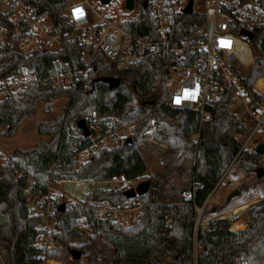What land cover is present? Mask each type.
I'll use <instances>...</instances> for the list:
<instances>
[{
  "label": "trees",
  "instance_id": "obj_1",
  "mask_svg": "<svg viewBox=\"0 0 264 264\" xmlns=\"http://www.w3.org/2000/svg\"><path fill=\"white\" fill-rule=\"evenodd\" d=\"M68 2L69 0L34 2L52 16L56 32L61 33L59 49L54 52H36L31 56L7 52L5 67L0 71V77H5L14 68L25 66L40 74L39 80L28 91L19 92L0 102V126H5L3 136H13L16 128L35 113L39 101H43V110L47 112L51 101L60 96L67 97L59 115L36 125L37 133L49 135L50 140L39 141L29 148L14 149L10 155L13 163L8 161L0 166V204H4L10 221V235L6 238L7 262L43 264V255L46 259L58 256L56 252L47 253L34 244L38 233L37 225L43 217L39 213L29 212L25 192L26 175L29 174L35 180L32 191L34 195L45 192L49 175L58 179L85 182L106 180L118 173L125 174L129 179H137L146 170L137 147L151 136L166 146V153L171 160L163 165L160 172L146 177L149 188L138 197L142 208L137 222L123 228L110 219L95 220L92 210L74 205L62 212L56 210L51 215L60 230L53 238L63 242L70 251L69 231L80 222L79 217L84 215V220L93 225L94 231L91 238L78 248L90 246L98 238L112 241L111 257L107 264H164L165 258H169L173 264H192L195 206L200 207L216 185L236 154L240 136L245 131V125L227 109V105L233 100L232 89L226 88L223 95L209 106L210 121L199 127L197 113L171 108L158 101L166 95L168 66L177 61V56L171 53L165 60L145 56L135 65L115 72L103 53L97 51L91 59L88 75L76 88H53L49 81L53 59H59L71 68L82 67L84 64L80 46L67 41L64 36L69 26L61 13ZM141 2L139 0V5ZM202 21L203 16L198 13L177 14L172 21L171 41L177 42L189 36L193 28ZM135 23V29L128 23L125 26L139 33L148 32L155 27L149 9L141 5ZM240 29L241 26H238L236 32ZM253 47L258 55L257 60L241 81L248 92L253 94L252 101L259 102L261 98L253 93L251 87L255 78L261 76L253 87L264 94V36L261 41L255 38ZM100 77H118L120 82L117 87L109 89L107 83L95 80ZM93 107L101 112L107 110L118 114L117 126L135 122V132L130 140L126 138L117 146L100 149L87 162L75 166L69 159L66 132L79 119H84ZM150 125H154L155 129L148 133ZM196 132L198 136L192 139L191 135ZM184 161H190V165L187 166V175L183 177L179 169L184 172ZM233 166L245 175L257 173L260 168L257 178L264 181V165L259 154H240ZM21 169L25 173L17 178ZM171 175L184 178L181 189L178 190L175 184L169 186V190L178 191L179 197L175 200L167 199L166 183ZM253 188V185L246 183L239 186L243 192ZM125 190V187L95 189L87 193V198L121 205L132 200L123 195ZM184 192L187 195H183ZM245 207L247 205L244 203L238 209ZM247 213V225L236 231L228 229L226 222L220 225V219L210 220L205 231L198 232L195 238L199 248L196 264H230L236 255L246 258L252 245L264 236V197L250 204ZM73 262L78 263L76 260ZM50 264L60 262L52 260Z\"/></svg>",
  "mask_w": 264,
  "mask_h": 264
},
{
  "label": "built area",
  "instance_id": "obj_2",
  "mask_svg": "<svg viewBox=\"0 0 264 264\" xmlns=\"http://www.w3.org/2000/svg\"><path fill=\"white\" fill-rule=\"evenodd\" d=\"M140 1L142 7L149 9L155 25L153 30L144 33L130 30L125 26V23H128L134 29L137 28L135 19L139 12V0H133L131 10L125 6L126 0H109L106 4H102L100 0H96L97 4L90 0H69L61 13L69 26L64 36L67 41L80 46V56L84 59V64L82 67L71 68L59 59H53L49 81L55 89L76 88L88 75L91 59L97 51L103 53L115 72L135 65L145 56L165 60L171 53L177 56V61L168 66L165 79L166 95L158 101L171 108L197 113L199 127L210 121L209 106L223 95L226 88L232 89V97L245 106L243 112L249 115L251 125L216 185L202 205L195 206L196 217L193 225L195 242L198 232H204L207 227L205 219L202 218L203 211L216 195L217 188L231 170L233 162L240 154L255 153L256 144L259 142L256 137L264 134V94L253 87L257 78L261 76L255 78L251 87L253 93L261 98L259 102L252 101L253 94L248 92L241 81L257 60L253 40L256 38L261 41L264 36V0ZM34 2L36 0H0V71L5 67L4 58L7 52L31 56L36 52H54L60 47L61 33L56 32L52 16ZM189 2L191 14L202 15L203 21L193 28L189 36L172 42L170 37L173 33V18L179 13H184L183 10ZM101 7L103 9L100 11ZM238 26L252 32L253 38L242 34L241 29L236 32ZM39 78L38 72L30 71L25 66L14 68L7 76L0 77V102L19 92L28 91ZM84 121L88 135L85 136L76 123L66 132L69 159L75 166L87 162L100 149L117 146L121 140L129 138L135 132V122L117 126L118 114L107 110L101 112L97 107L90 110ZM154 129L155 126L150 125L147 131L149 133ZM4 130L5 126H0V135ZM197 136L198 132L191 135V138L196 139ZM0 161L12 162L10 155L1 148ZM24 173L21 169L16 177L19 178ZM30 177L26 175L25 190L32 196L35 180ZM64 182L81 181L58 179L49 175L45 192L37 195L41 200L38 208L44 222L37 225L38 233L34 241L36 247L53 245L49 237L40 231L55 232L57 224L51 215L57 208L51 202L50 192L57 191L53 184L60 185ZM138 182V179H129L125 174L118 173L106 180L96 181V184L99 189L120 187L128 189L135 188ZM226 182L232 189L233 182L231 180ZM59 194L64 196L65 193L62 191ZM183 195L187 193L184 192ZM67 198L83 209L92 210L95 220L110 219L123 228L134 225L138 220V213L133 211L139 205L132 207L113 205L107 200L93 199L78 201L69 195ZM29 199L30 197H27V200ZM237 210L238 208L224 211L214 218L220 219V225L226 222L228 229L236 231L238 229H233V223L237 221ZM29 212L31 213L30 209ZM80 225L85 232L93 233L92 224L82 219ZM196 255L193 248L192 264H196ZM230 264H248V261L244 256L236 255Z\"/></svg>",
  "mask_w": 264,
  "mask_h": 264
},
{
  "label": "rangeland",
  "instance_id": "obj_3",
  "mask_svg": "<svg viewBox=\"0 0 264 264\" xmlns=\"http://www.w3.org/2000/svg\"><path fill=\"white\" fill-rule=\"evenodd\" d=\"M93 4H97L96 0H90ZM103 7L99 8L101 11ZM258 57V55H257ZM163 99V98H159ZM67 101V97L60 96L57 99L51 101L50 108L47 112H44L43 101H39L36 105L35 113L28 118H26L17 128L15 131V134L11 137H6L3 135H0V148L2 151L7 153V155H11V153L16 148H29L34 146L39 141L48 142L50 140L49 135L45 134H38L36 130V125L39 122L42 121H48L53 119L55 116L59 115L63 111V106L65 105ZM245 106L236 98H233L231 102L227 105V109L233 113L235 118L242 122L245 125V131L240 136V140L242 139L243 135L246 133L248 128L251 125L250 117L247 113H244ZM258 140H260L262 143H264V134L256 137ZM138 152L142 156L146 170L143 173L141 177H137L139 181L146 179L147 176L152 175L156 172H160L162 170L163 165L170 161L171 158L166 153V146L164 144L158 143L153 138L149 137L145 140V142L137 147ZM261 162L264 165V154L261 155ZM183 167H185V170L183 172L182 169H179V173L182 174L184 177L187 175L188 167L190 165V161H184ZM234 163V162H233ZM4 162L0 161V166H3ZM233 165V164H232ZM187 167V168H186ZM228 167V166H227ZM251 173L250 175H245L242 173L241 170L236 169L234 166H231V170H229L226 174V177L224 178V181L221 183V185L216 190V195L211 200L212 205L216 207V209L224 208L227 210H231L234 208L240 207V205L246 203L245 197L246 194H253L254 196L250 200H254V198L261 199L264 197V181L257 178L258 173ZM178 173V174H179ZM28 176H30L28 174ZM248 176V178H246ZM31 178V177H30ZM184 178H181L180 176H174L171 175L169 177V181L166 183V192L168 193V200H175L178 199L179 194L173 190H169V186L172 184L176 185V188L179 190L181 189L182 180ZM231 180L233 182V188L227 186L226 181ZM243 183H246L248 185H253L255 188L249 189L248 191H241L239 189V186ZM57 191L50 192L51 202H53L54 206L57 208L59 204L64 203L66 208L72 207L74 205L79 206L77 204H73L72 200L67 198V196H72L73 198L77 199L78 201H88L89 198H87L86 194L88 191H93L95 189H99L97 184H93L91 181L85 182H64L60 185L53 184ZM237 188L240 190V194L236 197H232L230 201H226L227 194L231 192L233 189ZM230 189V190H229ZM64 192V196L59 194V192ZM26 192V198L30 197L28 201L29 203V209L31 210V213L37 214L39 213L41 216L42 214L39 212L38 206L41 204V200L38 199L37 195H28V192ZM242 199V200H241ZM257 201V200H256ZM255 202V201H254ZM89 203V202H86ZM206 207L203 211L202 218L205 219L207 217V213L210 212V205ZM253 203V202H252ZM250 203V204H252ZM248 204L247 207L250 205ZM124 206H135L139 205L133 213H139L142 208V203L138 198H133L132 200H129L128 202L122 204ZM82 208L81 206H79ZM247 207L244 209H238L236 213V218L238 223H243L245 226L247 225L248 221V213H247ZM86 209V208H84ZM222 214V212L217 213ZM84 220V215H81L79 217L80 222L78 224L76 223L73 225L69 231V246L71 249H77L80 251V258L77 259V264H107L110 257H111V248H112V241H109L107 239H99L92 245H86L84 248H78L79 245H82L86 243L89 238L93 235V233L85 232L81 229V220ZM241 219H244L242 221ZM44 218H42V221L40 223L43 224ZM232 226V223L230 224ZM245 226L243 228H245ZM234 227V223H233ZM236 229V228H235ZM242 229V228H240ZM239 230V229H238ZM42 234H46L49 237V241L53 242V245L49 247H43V250L47 253H54L56 252L58 254L57 258H51L46 259L43 255L44 262L43 264H50V261L55 260L59 261L60 264H76L73 262L74 260L71 259V255L68 251V247L63 243L55 240L53 237L57 235L60 230L58 225H56L55 232L54 231H40ZM10 235V221L5 213V206L4 204H0V264H8L7 262V253H6V238ZM195 242H193V248H194ZM248 264H264V236L255 242L250 250L249 255L246 257ZM164 264H173L169 258L164 259Z\"/></svg>",
  "mask_w": 264,
  "mask_h": 264
},
{
  "label": "water",
  "instance_id": "obj_4",
  "mask_svg": "<svg viewBox=\"0 0 264 264\" xmlns=\"http://www.w3.org/2000/svg\"><path fill=\"white\" fill-rule=\"evenodd\" d=\"M100 2L102 4H106V3L109 2V0H100ZM125 6H126L127 9L131 10L133 8V0H126ZM143 6H145V5L143 4ZM183 12L185 14H191L192 13L191 2H189L188 6L183 10ZM241 33L246 35L249 38H253V33L249 32V31H247L245 29H241ZM95 80L107 83L109 89H113L114 87H117L119 82H120V79L118 77H100V78H96ZM76 126L83 131V134L85 136L88 135V129H87V126H86V123H85L84 119H79L76 122ZM127 140H130V137L127 138ZM255 153L259 154V155L264 154V143L258 142L256 144ZM148 188H149V180L148 179H144V180L139 181L136 184L135 188L126 189L123 192V195L126 198H129V199L138 198V197L142 196L143 194H145L147 192ZM239 194H240V190H238L237 188L233 189L231 192H229L227 194L226 201H230V199H232V197H236ZM65 208H66L65 204L61 203V204L58 205L57 211L62 212V211L65 210ZM69 253L71 255V259H73V260H77V259L80 258V254L81 253L77 249H71L69 251Z\"/></svg>",
  "mask_w": 264,
  "mask_h": 264
},
{
  "label": "crops",
  "instance_id": "obj_5",
  "mask_svg": "<svg viewBox=\"0 0 264 264\" xmlns=\"http://www.w3.org/2000/svg\"><path fill=\"white\" fill-rule=\"evenodd\" d=\"M46 135V134H45ZM47 136V135H46ZM259 142H261L260 140H259ZM246 178H248V176H246ZM82 182V181H81ZM93 184H95L96 185V182H92ZM248 191V190H247ZM88 192H90V191H88ZM87 192V193H88ZM87 195V194H86ZM254 195L253 194H251V193H249V194H246L245 195V197L243 198V199H245V201H247L245 204L246 205H248V204H250V203H252V202H254V201H256V200H258V198H254V200H250L252 197H253ZM242 200V199H241ZM241 206V205H240ZM246 208V207H245ZM244 209V208H243ZM228 210V209H227ZM225 208H224V210H223V207L222 208H219V209H216V207L214 206V205H212V203H211V205H210V212L209 213H207V217L205 218V222L208 224V222L211 220V219H213L214 217H217V213H220V212H224V211H227ZM219 215V214H218ZM242 221H244V219H241ZM236 223H238V222H234V224H236ZM243 223H245V222H243ZM243 223H240V224H243ZM244 226H245V224H243ZM235 229V228H234ZM242 229H243V227H242ZM198 251H199V248H198V246H197V244L195 245L194 244V252L197 254L198 253Z\"/></svg>",
  "mask_w": 264,
  "mask_h": 264
},
{
  "label": "bare ground",
  "instance_id": "obj_6",
  "mask_svg": "<svg viewBox=\"0 0 264 264\" xmlns=\"http://www.w3.org/2000/svg\"><path fill=\"white\" fill-rule=\"evenodd\" d=\"M242 227H244V225H243V224L236 223V224H234V227H233V229H234V228H236V229H240V228H242Z\"/></svg>",
  "mask_w": 264,
  "mask_h": 264
}]
</instances>
